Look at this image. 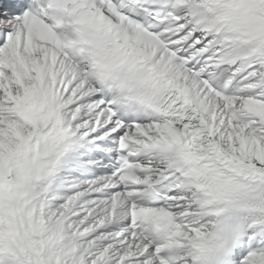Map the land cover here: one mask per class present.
<instances>
[{
	"label": "snow or ice",
	"instance_id": "snow-or-ice-1",
	"mask_svg": "<svg viewBox=\"0 0 264 264\" xmlns=\"http://www.w3.org/2000/svg\"><path fill=\"white\" fill-rule=\"evenodd\" d=\"M0 264H264V0H0Z\"/></svg>",
	"mask_w": 264,
	"mask_h": 264
}]
</instances>
